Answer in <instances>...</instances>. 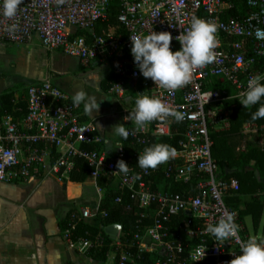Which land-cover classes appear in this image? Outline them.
Wrapping results in <instances>:
<instances>
[{
	"label": "built area",
	"instance_id": "obj_1",
	"mask_svg": "<svg viewBox=\"0 0 264 264\" xmlns=\"http://www.w3.org/2000/svg\"><path fill=\"white\" fill-rule=\"evenodd\" d=\"M111 1L65 0L58 4L56 0H23L15 16L8 18L3 15L0 0V42L27 44L38 39L46 50L61 49L85 66L93 61L117 60L115 74L119 79L111 88L113 92L123 97L126 85L141 82L144 92L139 95L162 97L165 103L186 114L183 122L176 123L171 118L155 121L129 137L141 144L145 142L143 137L151 134L177 137L175 159L179 162L162 164L161 171L166 178L174 175L177 181H195V191L181 197L165 190H152L149 177L158 168L147 173L135 168L132 160L126 158L124 148L114 154L101 150L104 137L99 120L88 119L83 105L75 107L69 94L51 79L27 86L24 116L14 115L20 107L14 112L0 109V182L19 183L42 175L70 181L77 159H84L90 168L89 178L97 182L101 175H106L117 180L119 188L127 190L133 204L142 210V218L154 207L153 223L137 229L136 251L132 252L121 242L122 232L119 237L110 236V242L101 229L94 236L86 231L74 237L79 223L107 216L106 212L83 205L69 214L62 230L69 246L90 255L108 245L115 264H138L145 254L152 255V264H195L206 260H211V264H229L235 255L242 254L240 243L247 241L239 211L227 201L238 193L240 183L236 177L220 173L212 156V135L231 128L234 109L229 102H239L249 78L264 75V0H115L120 7L118 22L122 31L104 30L96 34V25L107 18ZM235 8L237 16L230 15L229 11ZM193 16L222 25L217 33V61L197 70L191 83L169 95L141 74L131 53L130 37L168 31L173 36L171 48L177 51L182 46L175 37L189 27ZM242 133L256 142L257 136L264 134V126L246 122ZM120 159L129 165L127 175L114 173ZM183 212L190 213L192 219L180 228L177 240L167 239L164 222ZM226 213L234 215L239 238L219 243L205 229ZM195 221L200 223L196 228ZM194 238H200V243L186 252L183 242Z\"/></svg>",
	"mask_w": 264,
	"mask_h": 264
},
{
	"label": "crops",
	"instance_id": "obj_2",
	"mask_svg": "<svg viewBox=\"0 0 264 264\" xmlns=\"http://www.w3.org/2000/svg\"><path fill=\"white\" fill-rule=\"evenodd\" d=\"M18 45L30 47L32 45L33 49L35 45V49L46 50L38 39ZM4 46L8 44L0 42V48L4 49ZM46 51L51 54L57 53V58L51 62L49 59L43 60L32 75L24 74L19 77L21 69L16 67L14 71L16 73H2L0 70V97L8 91L14 92L16 102L12 100L14 106L11 112L20 107L21 110L14 113H17L16 117H22L27 109L26 88L32 82L51 79L71 98L77 90L83 89L89 95H95L103 101L98 113L87 115L88 119H97L100 122L101 134L104 137L101 150L109 154L117 152L119 149H109V144L112 146L111 131L115 125L113 112L119 104L111 97L112 89L105 92L102 87V81L113 68L116 69L117 60H110L108 63L93 61L85 66L79 59L65 54L61 49ZM109 63H112L111 67L106 66ZM142 92L144 87L141 82L136 85L128 84L125 86L124 96L129 94L134 106V97ZM124 96L118 95L121 99ZM21 104L25 107L23 108ZM0 107H3L1 100ZM123 113L124 117L129 115L125 109ZM123 122L128 128L134 126L131 121L123 119ZM118 141L122 143L121 139ZM114 185L119 187L117 180L114 181ZM158 188L164 191L165 183H160ZM102 196L103 191L97 182L90 178L80 183L42 175L19 183L0 182V264H115L113 252L108 253L106 260L94 259L91 255L69 246L62 236L63 223L69 214L83 205L95 211ZM237 196L241 203H246L251 202L257 195ZM240 222L243 226L242 234L246 239L264 237L263 223L259 230L255 231L251 215L244 216Z\"/></svg>",
	"mask_w": 264,
	"mask_h": 264
},
{
	"label": "clouds",
	"instance_id": "obj_3",
	"mask_svg": "<svg viewBox=\"0 0 264 264\" xmlns=\"http://www.w3.org/2000/svg\"><path fill=\"white\" fill-rule=\"evenodd\" d=\"M58 4H64L65 0H56ZM23 0H3V15L12 18L15 16ZM222 25L214 20H208L193 16L190 25L176 36L181 48L173 51L171 43L173 36L171 32L152 31L147 35H131V53L134 62L141 74L147 79L154 81L155 85L168 92L169 95L183 89L193 79L197 70L206 68L217 61L216 49L220 41L217 33ZM73 105H83L85 115L98 113L102 100L95 95H89L83 89L77 90L72 97ZM244 108H250L259 104L257 110L252 114V119L264 118V75H255L248 79L247 90L238 97ZM186 114L165 103L162 97L147 94L138 95L134 101V107L130 114L125 116V121H131L134 127L130 130L124 123L112 126V133L121 140H127L130 135H136L154 121H167L169 118L176 123L183 122ZM106 143H109L106 141ZM124 145L115 142L112 148L122 149ZM177 150L167 143H155L146 147L138 157V166L145 173L149 169L155 170L160 165L176 158ZM118 171L127 175L130 171L129 165L120 159L117 161ZM205 232L215 238L216 241L228 242L238 239L239 225L231 213L222 215L215 224H208ZM242 254L235 255L229 264H264V237H250L246 242L240 243Z\"/></svg>",
	"mask_w": 264,
	"mask_h": 264
},
{
	"label": "trees",
	"instance_id": "obj_4",
	"mask_svg": "<svg viewBox=\"0 0 264 264\" xmlns=\"http://www.w3.org/2000/svg\"><path fill=\"white\" fill-rule=\"evenodd\" d=\"M244 4L241 5L243 8ZM120 7L117 1L112 0L108 16L105 20L99 21L96 25L95 33L101 34L102 31L118 33L122 31L121 24L118 22V14ZM237 8L231 9L229 11L230 15L237 16ZM81 35H85L88 39L92 36L85 32H79ZM262 68H264V60H262ZM118 81V75L115 74V68L112 69L110 74L102 81V87L105 92L109 91L113 85ZM219 88L220 86H216ZM137 97H134L133 103ZM14 92L8 91L6 94L0 97L3 107L2 110L11 111L14 103ZM264 103V100L261 101ZM233 106L234 113L231 118V128L222 132H215L212 135L214 145L212 148V156L216 160L218 166L223 171V176L225 177H236L240 183V189L238 194H256L257 196L253 198L251 202L241 203L239 197L236 195L234 197L227 198L228 203L235 207L239 211L240 219L243 220L244 216L251 215L253 226L255 231L259 230L262 224V232L264 234V203L260 200V193L264 191V148H260L255 142H252L246 138L242 133V127L246 122H254L259 126H264V118L252 119V114L257 110L259 104L250 108H244L241 103L237 100H231L229 102ZM23 108L24 104H21ZM17 115V113H14ZM152 122V124H154ZM145 139L144 143H138L133 138L129 137L127 140H122L124 145V150L126 152V158L132 160L133 166L135 168H140L138 166L139 154L143 152L146 147H149L155 143H167L173 147H178V138L169 137H157L155 135H147L143 137ZM243 146H246L242 149ZM87 148H92L88 147ZM99 148H102L101 146ZM174 162H179V160L173 159L169 161L172 165ZM162 165H160L155 173H153L149 180L151 181V189L158 191V185L162 182L165 183V191H169L175 195L181 197L186 196L188 191H195V181L191 182H181L174 178V175L169 178L165 177V174L161 171ZM90 168L84 159H77V167L71 173L72 182H85L89 178ZM114 179L101 175L97 179V184L101 191H103L102 199L99 203L98 212H106L107 216H95L88 222H81L76 227L74 231V237L82 236L85 232H90L91 236L97 234L101 229L106 235L107 242L111 241V238L105 232V227L113 224H120L122 226V233L120 236L121 242H123L130 251H136V242L134 235L138 228H143L146 225H151L153 223L154 207L147 211L146 216L142 218L140 215L142 210L138 209L137 206L133 204L130 199L129 192L125 189H120L118 186L114 185ZM121 197V202H117L116 199ZM131 206L128 210L126 207ZM192 219V216L183 212L178 215L170 217V219L164 222L165 228L167 230V239L178 238V233L180 228L185 224L186 220ZM68 217L63 223V227L67 226ZM141 221L142 223H140ZM200 223L195 221L194 228H196ZM63 228V229H64ZM200 243V238H194L191 241H184L183 244L186 247V252L191 246ZM110 251L109 246L99 249L95 253H91V257L98 260H106L107 255ZM138 264H152V255L145 254L141 259L138 260ZM195 264H211V260H206L204 262Z\"/></svg>",
	"mask_w": 264,
	"mask_h": 264
},
{
	"label": "rangeland",
	"instance_id": "obj_5",
	"mask_svg": "<svg viewBox=\"0 0 264 264\" xmlns=\"http://www.w3.org/2000/svg\"><path fill=\"white\" fill-rule=\"evenodd\" d=\"M4 47H5L4 49L0 48V70L2 71V73L3 72L16 73L14 72L15 67H16L18 69H21L20 74L18 73L19 77H22L21 75H24V74L32 75L33 71L37 67L40 66L39 63L42 64L43 60L46 61V59H49V62H51L52 59L55 61L58 55L55 52H53V54L48 53L44 49H41V50L35 49V45H34V49L32 45L31 47L27 45L20 46L16 43H10L8 44V46H4ZM105 63H108V62H105ZM106 66L111 67L112 63H109L108 65L106 64ZM26 84L27 83H25V86ZM25 86H23V88H25ZM127 95L124 96L123 99H121L118 97L117 93H114L112 91V94H111L112 99L114 101H117L119 104L118 108L114 110L113 112L114 113L113 120L115 124L124 123L123 122V117H124L123 109H125V111H127V113L130 114V111L134 107L132 104V98L129 97V94ZM262 135L264 136L263 133ZM262 135L261 134L258 135L257 136L258 141L255 142L256 145L260 148H264V138ZM119 139H120L119 137H115L113 135V137L111 138L112 140L111 143H112L113 148L115 147V142L118 141ZM220 173L223 174L222 169H220ZM236 195H239V194L237 193ZM259 195H260V200L264 203V191L261 192Z\"/></svg>",
	"mask_w": 264,
	"mask_h": 264
},
{
	"label": "water",
	"instance_id": "obj_6",
	"mask_svg": "<svg viewBox=\"0 0 264 264\" xmlns=\"http://www.w3.org/2000/svg\"><path fill=\"white\" fill-rule=\"evenodd\" d=\"M105 232L113 238L119 237L120 233L122 232V226L120 224L106 226Z\"/></svg>",
	"mask_w": 264,
	"mask_h": 264
}]
</instances>
